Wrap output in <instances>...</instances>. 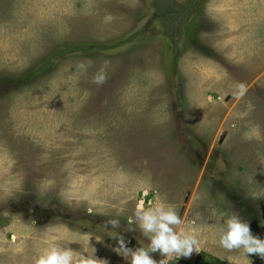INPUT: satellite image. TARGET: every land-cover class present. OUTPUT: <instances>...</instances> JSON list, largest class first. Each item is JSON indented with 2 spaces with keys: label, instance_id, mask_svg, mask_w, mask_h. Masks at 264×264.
Segmentation results:
<instances>
[{
  "label": "rangeland",
  "instance_id": "obj_1",
  "mask_svg": "<svg viewBox=\"0 0 264 264\" xmlns=\"http://www.w3.org/2000/svg\"><path fill=\"white\" fill-rule=\"evenodd\" d=\"M161 202L199 241L169 264H264L219 245L264 239V0H0V264H129Z\"/></svg>",
  "mask_w": 264,
  "mask_h": 264
},
{
  "label": "clouds",
  "instance_id": "obj_2",
  "mask_svg": "<svg viewBox=\"0 0 264 264\" xmlns=\"http://www.w3.org/2000/svg\"><path fill=\"white\" fill-rule=\"evenodd\" d=\"M106 79L102 69L94 76L93 83L102 85ZM237 88L236 95L239 99L247 89L242 83L237 85ZM253 198L259 199L261 196L254 195ZM88 212L92 214V209L89 208ZM108 223L114 228L119 227V220H110ZM128 223L135 224L148 241L147 247L133 250L127 246L123 236H114L118 244L114 251L128 260L129 264H169L170 261L199 252V241L195 234L183 230L176 231L181 224L180 216L173 207L163 202L147 209L142 204L137 205L133 215L128 218ZM133 230L135 229H129V231ZM219 245L227 251L242 250L246 256L254 254L264 260V239L254 236L249 224L242 221L238 215H233L224 221L220 228ZM151 253H159L163 258L157 261L152 258ZM36 264H76V260L70 248L53 247L45 249L36 260ZM82 264H97V261L88 259L82 261Z\"/></svg>",
  "mask_w": 264,
  "mask_h": 264
}]
</instances>
